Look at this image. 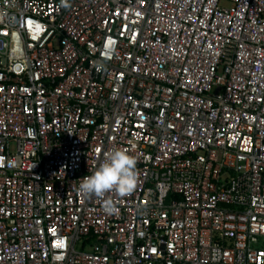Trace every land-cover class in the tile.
<instances>
[{
	"label": "built area",
	"instance_id": "built-area-1",
	"mask_svg": "<svg viewBox=\"0 0 264 264\" xmlns=\"http://www.w3.org/2000/svg\"><path fill=\"white\" fill-rule=\"evenodd\" d=\"M0 264H264V0H0Z\"/></svg>",
	"mask_w": 264,
	"mask_h": 264
},
{
	"label": "clouds",
	"instance_id": "clouds-1",
	"mask_svg": "<svg viewBox=\"0 0 264 264\" xmlns=\"http://www.w3.org/2000/svg\"><path fill=\"white\" fill-rule=\"evenodd\" d=\"M136 163V159L125 150H110L92 174L81 179L77 191L85 197H100L112 191L126 195L137 182ZM105 210L114 211V208L107 204Z\"/></svg>",
	"mask_w": 264,
	"mask_h": 264
},
{
	"label": "rangeland",
	"instance_id": "rangeland-1",
	"mask_svg": "<svg viewBox=\"0 0 264 264\" xmlns=\"http://www.w3.org/2000/svg\"><path fill=\"white\" fill-rule=\"evenodd\" d=\"M77 249H79V248H77Z\"/></svg>",
	"mask_w": 264,
	"mask_h": 264
}]
</instances>
